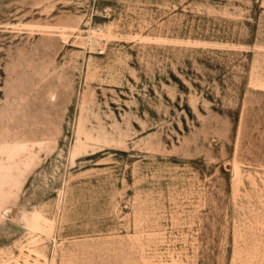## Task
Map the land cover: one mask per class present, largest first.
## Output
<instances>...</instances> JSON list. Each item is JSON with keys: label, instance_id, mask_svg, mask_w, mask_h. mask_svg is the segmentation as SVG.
Here are the masks:
<instances>
[{"label": "rangeland", "instance_id": "1", "mask_svg": "<svg viewBox=\"0 0 264 264\" xmlns=\"http://www.w3.org/2000/svg\"><path fill=\"white\" fill-rule=\"evenodd\" d=\"M0 264H264V0H0Z\"/></svg>", "mask_w": 264, "mask_h": 264}, {"label": "bare ground", "instance_id": "2", "mask_svg": "<svg viewBox=\"0 0 264 264\" xmlns=\"http://www.w3.org/2000/svg\"><path fill=\"white\" fill-rule=\"evenodd\" d=\"M10 211H11V209L10 210H7L6 213H9Z\"/></svg>", "mask_w": 264, "mask_h": 264}]
</instances>
